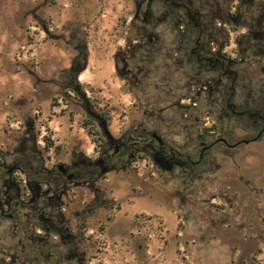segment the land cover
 Segmentation results:
<instances>
[{
	"label": "rangeland",
	"instance_id": "1",
	"mask_svg": "<svg viewBox=\"0 0 264 264\" xmlns=\"http://www.w3.org/2000/svg\"><path fill=\"white\" fill-rule=\"evenodd\" d=\"M206 1L218 9L217 40L230 46L244 75L233 98L242 112L224 119L206 95L185 98V78L177 72L181 65L171 61L179 53L180 29L164 17L162 25L150 28L142 11L136 17V0H0L2 150L27 151L33 138L49 166L95 157L101 128L76 97L79 83L97 111L111 113L114 135L136 130L140 116L148 122L151 111L165 107V120L149 125L172 133L164 138L190 163L155 172L132 164L103 174L97 201L92 193L86 196L96 210L86 217L83 201H70L67 214L74 228L86 224L88 238L81 248L95 257L85 264H264V136H223L211 156L192 164L186 155L197 160L193 145L216 136H182L192 130L181 124L198 116L205 128L218 133L221 125L246 127L257 118L254 109L264 103V0ZM229 9L236 16L230 23ZM150 32L159 37V47L135 50L136 41H147ZM127 52H147L153 60V85L144 93L156 101L150 107L140 108L132 78L116 67ZM181 97L189 108L171 105ZM193 101L199 108L191 107ZM111 202L121 210L111 209ZM73 209L82 212L76 219ZM130 229L133 241H118L114 252H120L106 262L97 251L100 231L113 237L111 232Z\"/></svg>",
	"mask_w": 264,
	"mask_h": 264
},
{
	"label": "flooded vegetation",
	"instance_id": "2",
	"mask_svg": "<svg viewBox=\"0 0 264 264\" xmlns=\"http://www.w3.org/2000/svg\"><path fill=\"white\" fill-rule=\"evenodd\" d=\"M135 5L136 17L142 11L143 22L150 28L156 29L162 25L164 17L170 26L180 29L179 53L171 61L172 64L181 65L177 72L185 78V98L201 100L206 95L222 119L230 113L242 112L237 110L233 98L244 75L236 68L239 61L235 53L228 50L230 46L219 42L215 36L219 32L214 24L218 16L216 5L206 0H136ZM228 12L227 22L230 23L236 16L230 9ZM136 28L143 30L145 26L139 25ZM159 42V37H154V33L150 32L147 41H136L138 44L133 48L155 51ZM150 57L147 52H127L116 63L122 76L132 78L140 108L156 104L148 94H144L153 85L151 77L153 78L154 68L152 69L153 60ZM74 88L76 97L83 102L86 112L101 128L95 145L97 155L93 158L89 154L83 155L79 160L69 163L54 162L49 166L33 138L30 139L31 149L15 154L11 148L2 150L0 144V264L90 262L95 257H87L80 244L88 238L85 234L86 224L84 222L74 228V223L67 214L70 201L74 200L77 204L83 201V215L86 217L96 211L92 209V202H86V196L92 193L97 201L101 194L97 182L103 174L120 167L128 168L132 164L144 170L153 167L151 169L154 172L157 168L166 171L176 166L190 167L189 162L181 159L182 154L175 151L174 146L164 138L172 133H162L157 126L149 125L165 120L161 116L165 107L159 108L157 114L151 111L148 122H144L140 116L136 130L114 135L109 130L112 124L111 113L105 109L97 111L86 95L87 89H83L81 84L76 83ZM183 99L178 98L171 105L181 109L189 108V104L182 103ZM191 107L199 108L196 101L192 102ZM144 114H147L146 109L142 110V115ZM253 114L257 118L246 123L248 126L244 127L242 123L229 124L228 127L221 125L218 133L205 128V122H199L198 116L194 119H182L186 120L181 121L185 130L188 126L192 130L182 136H216L209 141L198 140V145H193L196 150L192 152L197 160L191 159L190 155H186L187 159L196 164L211 156L213 146L224 140L223 136H255V139L264 136V103L258 105ZM54 144L53 140L50 141L47 148L51 150ZM56 147L59 145L56 144ZM103 168L107 170L105 173L102 172ZM103 201L109 202L106 199ZM110 208L121 210L120 206H115L112 202ZM71 211L75 219L82 213L78 209ZM107 219L112 221L110 215H107ZM112 233L113 237L108 231L101 230L97 236L101 238L96 240L97 251L103 253L102 258L106 262L107 259H113L117 251L120 252H114L118 241L130 244L135 235L134 229L122 234L119 231ZM126 236L132 240H124Z\"/></svg>",
	"mask_w": 264,
	"mask_h": 264
},
{
	"label": "water",
	"instance_id": "3",
	"mask_svg": "<svg viewBox=\"0 0 264 264\" xmlns=\"http://www.w3.org/2000/svg\"><path fill=\"white\" fill-rule=\"evenodd\" d=\"M107 170L105 168L102 169V172L105 173Z\"/></svg>",
	"mask_w": 264,
	"mask_h": 264
}]
</instances>
